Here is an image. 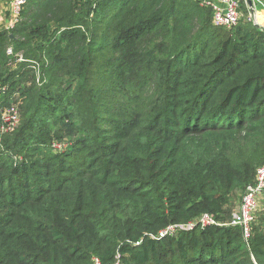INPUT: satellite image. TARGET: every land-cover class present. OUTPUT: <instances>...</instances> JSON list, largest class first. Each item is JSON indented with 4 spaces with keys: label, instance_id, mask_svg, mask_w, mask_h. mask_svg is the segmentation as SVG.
<instances>
[{
    "label": "trees",
    "instance_id": "trees-1",
    "mask_svg": "<svg viewBox=\"0 0 264 264\" xmlns=\"http://www.w3.org/2000/svg\"><path fill=\"white\" fill-rule=\"evenodd\" d=\"M212 18L28 0L0 31V125L21 112L0 130V264H264V198L248 239L229 224L264 165V27ZM205 213L221 225L162 235Z\"/></svg>",
    "mask_w": 264,
    "mask_h": 264
},
{
    "label": "built area",
    "instance_id": "built-area-1",
    "mask_svg": "<svg viewBox=\"0 0 264 264\" xmlns=\"http://www.w3.org/2000/svg\"><path fill=\"white\" fill-rule=\"evenodd\" d=\"M28 0H8L6 8L0 6V31L4 29L10 30L20 22L22 17V11ZM255 9L260 6L264 9V0H253ZM213 11V23L217 26H223L226 28H233L237 26L242 19L253 20L258 22L256 10L255 14H252L249 10L248 14H245L241 9V0H220L219 3H211ZM249 9V8H248ZM8 53H13V48H8ZM19 60H23V56H19ZM5 90L0 85V95ZM21 122V112L18 104H11L6 107L1 116L0 130L3 133L13 132ZM65 144L61 142H54L56 150H63ZM264 198V165H262L256 174V184L249 185L245 190L238 212L234 215L229 224L240 225L243 228V234L245 239H248L251 235V225L255 219L257 210L260 207L261 201ZM200 225L202 228L209 225H221L211 214L205 213L201 215L196 221H190L185 224L170 225L167 229L163 230L162 235L166 233H174L178 228L192 229L196 225ZM93 264H103L98 257H94Z\"/></svg>",
    "mask_w": 264,
    "mask_h": 264
},
{
    "label": "crops",
    "instance_id": "crops-1",
    "mask_svg": "<svg viewBox=\"0 0 264 264\" xmlns=\"http://www.w3.org/2000/svg\"><path fill=\"white\" fill-rule=\"evenodd\" d=\"M202 4L204 5H210L211 3L215 2V3H219L220 4V0H200ZM8 5V0H0V6H2L3 8H6ZM211 7V6H210ZM256 15L257 17L259 18L258 20V23L264 27V9L263 8H259V9H256ZM240 208V203H238V206H237V210H239ZM236 210V211H237Z\"/></svg>",
    "mask_w": 264,
    "mask_h": 264
},
{
    "label": "water",
    "instance_id": "water-1",
    "mask_svg": "<svg viewBox=\"0 0 264 264\" xmlns=\"http://www.w3.org/2000/svg\"><path fill=\"white\" fill-rule=\"evenodd\" d=\"M247 7L249 8L252 14H255V4L253 0H245ZM257 26H261L258 22H256Z\"/></svg>",
    "mask_w": 264,
    "mask_h": 264
},
{
    "label": "rangeland",
    "instance_id": "rangeland-1",
    "mask_svg": "<svg viewBox=\"0 0 264 264\" xmlns=\"http://www.w3.org/2000/svg\"><path fill=\"white\" fill-rule=\"evenodd\" d=\"M257 8L259 9L260 8V6H257ZM248 13H249V11H248ZM257 19L259 20V18L257 17Z\"/></svg>",
    "mask_w": 264,
    "mask_h": 264
},
{
    "label": "bare ground",
    "instance_id": "bare-ground-1",
    "mask_svg": "<svg viewBox=\"0 0 264 264\" xmlns=\"http://www.w3.org/2000/svg\"><path fill=\"white\" fill-rule=\"evenodd\" d=\"M257 14V13H256Z\"/></svg>",
    "mask_w": 264,
    "mask_h": 264
}]
</instances>
